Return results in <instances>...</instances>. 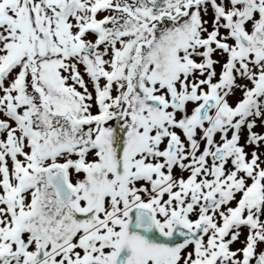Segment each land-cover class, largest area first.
Instances as JSON below:
<instances>
[{
	"label": "snow or ice",
	"instance_id": "1",
	"mask_svg": "<svg viewBox=\"0 0 264 264\" xmlns=\"http://www.w3.org/2000/svg\"><path fill=\"white\" fill-rule=\"evenodd\" d=\"M0 264H264V0H0Z\"/></svg>",
	"mask_w": 264,
	"mask_h": 264
}]
</instances>
